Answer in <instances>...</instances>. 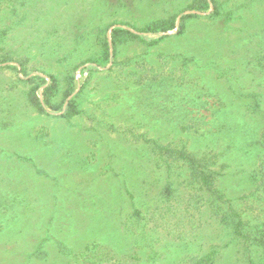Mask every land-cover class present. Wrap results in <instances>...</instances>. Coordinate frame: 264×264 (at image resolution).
<instances>
[{"label": "rangeland", "instance_id": "rangeland-1", "mask_svg": "<svg viewBox=\"0 0 264 264\" xmlns=\"http://www.w3.org/2000/svg\"><path fill=\"white\" fill-rule=\"evenodd\" d=\"M240 218L264 0H0V264H250Z\"/></svg>", "mask_w": 264, "mask_h": 264}, {"label": "trees", "instance_id": "trees-1", "mask_svg": "<svg viewBox=\"0 0 264 264\" xmlns=\"http://www.w3.org/2000/svg\"><path fill=\"white\" fill-rule=\"evenodd\" d=\"M244 224L245 222L242 218L238 219V221L233 224V230L237 236L245 238L244 242H246V244L248 243V247L259 249L258 256L255 259H249L250 264H264V231H260L259 233H252L249 231L246 234L244 233V228H242ZM251 228H253V226H251ZM258 230H261V228ZM211 256V254L204 255L196 261V264H208L209 262H213L214 259H212L213 257Z\"/></svg>", "mask_w": 264, "mask_h": 264}]
</instances>
